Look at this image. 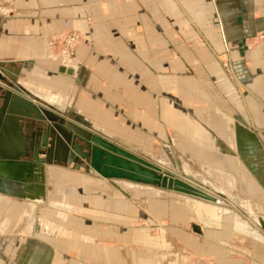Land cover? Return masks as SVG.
Here are the masks:
<instances>
[{
  "label": "crops",
  "instance_id": "1",
  "mask_svg": "<svg viewBox=\"0 0 264 264\" xmlns=\"http://www.w3.org/2000/svg\"><path fill=\"white\" fill-rule=\"evenodd\" d=\"M12 1L9 3L13 11L0 17V62L5 65L13 92L154 165L158 161L152 156L169 155L171 148L178 145L173 118L192 128L200 121L212 136L202 138L206 154L210 146L219 153L221 146L231 148L236 145L232 132H244L239 141L242 144L237 145L256 150L258 175L264 180V40L256 37L264 33V0H194L203 7L187 16L181 32L169 26L159 28L157 24L162 21L155 16L154 24L141 30L135 16L118 11L114 27L117 39L112 34L108 40L97 37L80 43L70 65L75 68L71 75L59 73L61 62L51 58L48 44L56 36L80 33L84 28L78 24L75 6H63L60 0ZM91 30L98 35L105 33V29L94 26ZM147 34L159 35L160 39L149 38L141 49L138 42ZM223 61L228 62L231 73L225 72ZM194 82L201 85L203 92L192 91L190 83ZM174 83L186 90L174 87ZM174 100L181 102V110L174 112ZM162 140L170 145L161 146L158 141ZM5 145L13 147L9 134ZM145 152L151 155L144 157ZM215 156L211 160L222 161ZM220 174L226 176L221 179L224 188L223 182L215 185L202 177L199 184L231 189L233 197L232 178L228 175V181L227 175ZM25 177L30 181L19 183L13 195L0 194V264H52L54 260H59L58 264L60 260H64L62 264H79L71 261L73 258L86 264L100 258V264H112L108 230L91 225L80 235L78 220L69 217L66 209L73 205L81 211L88 204L99 209L102 216H107L110 208L115 214H124L133 208L125 200L130 193H170L127 182L125 188L120 185L115 189L98 176L75 171L73 165H55L44 173ZM245 200L239 198L241 202ZM254 202L250 203L257 211H264L260 203ZM148 206L155 211L151 203ZM245 207L254 213L251 205ZM195 208L212 216L218 211L199 204ZM218 236H209L207 258L166 252L147 254L139 249L126 254L128 247L118 242L121 254L115 259L118 264L120 258L124 264H134L135 260L138 264L249 263L251 240L243 239L240 244L232 239L226 241L238 243L239 248L250 246L245 253L248 258H236Z\"/></svg>",
  "mask_w": 264,
  "mask_h": 264
},
{
  "label": "rangeland",
  "instance_id": "2",
  "mask_svg": "<svg viewBox=\"0 0 264 264\" xmlns=\"http://www.w3.org/2000/svg\"><path fill=\"white\" fill-rule=\"evenodd\" d=\"M9 1L10 0H0V17L9 16L8 12L13 11V9L10 8ZM195 1L60 0L63 6L67 4L74 5L78 11V24H81L80 27H83L82 25L86 26L80 30V33L78 32L79 34L82 33L81 43L84 40H96L97 37L99 38L98 40H108V38H112L113 35L117 39V30L114 29V27L118 22L115 16L118 11L122 12L125 16H135L142 27L141 30H144L146 27H151L154 24L153 18L155 16L156 19L158 18L162 21L160 24H157L160 26L159 28L164 29V27L169 26L173 28L174 31L181 32L184 30L183 27H186L185 23L188 21L186 20L188 19L187 16H191L194 12H197V10L203 7L202 4L198 5ZM12 2H14V0ZM14 10L18 11L15 7ZM185 16L186 18H183ZM150 24L151 26H149ZM93 26L97 29H105V33L98 35L94 31L92 32L91 29ZM107 30H109V32L111 31V35H108L109 32ZM149 38L151 40H154V38H157V40L160 39L159 35H144L143 39L141 38L138 42L141 49H143L144 44L148 42ZM173 86L186 90L181 84L176 85L174 83ZM190 87L192 91L203 92L201 85L195 82L190 83ZM180 105L181 102L179 100H174V112L179 109L181 110ZM197 123L198 124L194 123V127L192 128L173 118V126L176 127L173 133L177 137L178 145H174L171 148V154H157L156 157L152 156V158L158 161L156 165L167 174L180 178L190 185L202 190L218 200L219 204L204 202L170 191L169 194L165 195L157 190V192H155L157 194L139 191H135L131 194L129 192L130 196L126 197L125 200L130 203L129 207H133V211L130 209V211L124 214H115L116 212L110 208L108 213L106 212L107 216H102L99 209L93 208L88 204H85L81 211H79V207L73 205H70L71 208L66 209L71 212H66L69 214V217L78 220L77 233L80 235H84L86 231H89L91 225L97 227L103 226L108 230L109 239L111 241L108 242L107 245L113 250L112 252L110 251V261L112 264H118L115 257L117 254L119 256L121 254L120 251H117L119 243L126 246V248L128 247L124 251L126 254L127 252L129 253L139 249L140 252L147 254L148 251L152 253L166 252L180 257L207 258L211 248V244L208 242L211 241L209 236L214 237L217 235H219L218 238L226 244L224 248L234 253L233 257L236 258H248L245 253L250 246L239 248L238 246L236 247L238 243L232 244V241L243 242L245 239L251 240L252 251L251 253L248 251L250 254L249 259L251 260L248 261V264H264V228L259 224L260 220L264 223V211H257L254 208L256 206L252 205L255 204V200L260 203V207L262 206L264 208V189H262L264 188V180L258 175L260 173L259 157L256 156L258 153L255 149L251 150L252 146L248 148L245 145V147L243 145H237V142L238 144H242L239 141L243 140L244 132L234 131L232 134L236 138V145L233 144L231 148L221 146L220 153L219 150L217 152V150L215 151V149L210 146V150H208V154H206L204 153L205 148L202 146V144H205L202 138H206L207 136V138L211 139L212 136L208 131L203 129L204 127L199 120ZM253 133L257 134V132ZM198 138H201V140ZM158 142L161 146L163 144L170 145L163 140ZM217 154H220V156L216 157L215 155ZM144 155V157H146L151 154L147 152ZM213 156L216 157L215 159L218 160L220 158L222 161L218 162L211 160ZM252 156L253 158L255 156L254 160L251 159ZM203 159L207 161H201ZM225 159L229 161H223ZM221 172L227 175L228 181H231L228 175L232 178L233 197L230 194L231 189H217L212 186H202L199 184L200 177L208 179L210 182L215 183V185L221 182L224 183L221 179L226 176H221ZM74 183H77V181ZM120 185L125 188L128 184L126 182H120ZM223 185V188L226 187L225 183ZM146 187L150 189V187ZM211 188L214 189V191L211 190ZM239 198L247 199L252 202V204L247 200L241 202ZM149 203L153 205V208L156 207L155 211L148 206ZM193 204H199L208 208L216 207L218 211L215 216H212L206 211H199ZM246 205H251V207L254 208L255 217L252 211L248 208L245 209ZM257 206H259V204ZM188 207L192 208L189 210ZM202 218L204 221L200 220ZM211 218H213L212 220H215V222H211L212 220L209 222L208 220ZM0 222L3 221L0 220ZM231 239L232 241L229 243L226 242ZM250 244L251 242H249L247 246ZM71 261H75L79 264H86V262H84V260L82 261L80 258H73ZM60 262L62 264L64 260H60ZM99 262L100 258H94L91 264H100ZM120 262V264H124L121 258ZM58 263L59 260H54L52 262V264ZM125 264H133V262L129 263L126 261ZM134 264H138L136 260Z\"/></svg>",
  "mask_w": 264,
  "mask_h": 264
},
{
  "label": "water",
  "instance_id": "3",
  "mask_svg": "<svg viewBox=\"0 0 264 264\" xmlns=\"http://www.w3.org/2000/svg\"><path fill=\"white\" fill-rule=\"evenodd\" d=\"M74 70L73 66H61L58 71L71 75ZM8 78L0 62L1 195L11 196L20 188L19 183H28L25 174L44 173L55 165H73L75 171L98 176L115 189H120V182H128L219 204L188 182L13 92ZM7 134L13 147L5 145ZM259 224L264 228L261 220Z\"/></svg>",
  "mask_w": 264,
  "mask_h": 264
},
{
  "label": "built area",
  "instance_id": "4",
  "mask_svg": "<svg viewBox=\"0 0 264 264\" xmlns=\"http://www.w3.org/2000/svg\"><path fill=\"white\" fill-rule=\"evenodd\" d=\"M257 39L264 40V33L259 34ZM82 41V36L78 32H69L52 38L48 44L51 58H56L62 66L72 65L78 46ZM222 67L227 74L231 73L230 65L227 61L222 62Z\"/></svg>",
  "mask_w": 264,
  "mask_h": 264
},
{
  "label": "bare ground",
  "instance_id": "5",
  "mask_svg": "<svg viewBox=\"0 0 264 264\" xmlns=\"http://www.w3.org/2000/svg\"><path fill=\"white\" fill-rule=\"evenodd\" d=\"M5 9V8H4ZM128 183V182H127ZM131 184V183H130ZM140 186H143V185H140ZM146 187V186H145ZM195 203H197V202H195ZM194 206H195V204H193Z\"/></svg>",
  "mask_w": 264,
  "mask_h": 264
}]
</instances>
